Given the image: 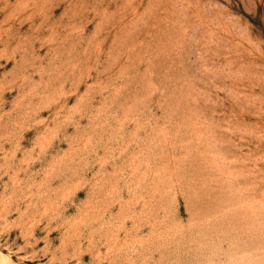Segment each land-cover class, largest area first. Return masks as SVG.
Listing matches in <instances>:
<instances>
[{"label":"rangeland","instance_id":"rangeland-1","mask_svg":"<svg viewBox=\"0 0 264 264\" xmlns=\"http://www.w3.org/2000/svg\"><path fill=\"white\" fill-rule=\"evenodd\" d=\"M0 264H264V0H0Z\"/></svg>","mask_w":264,"mask_h":264}]
</instances>
